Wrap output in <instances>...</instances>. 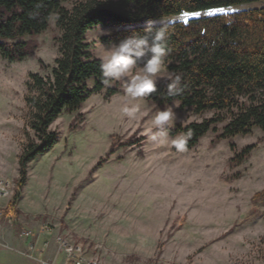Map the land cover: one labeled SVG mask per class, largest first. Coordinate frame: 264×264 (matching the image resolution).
Segmentation results:
<instances>
[{"label": "rangeland", "instance_id": "1", "mask_svg": "<svg viewBox=\"0 0 264 264\" xmlns=\"http://www.w3.org/2000/svg\"><path fill=\"white\" fill-rule=\"evenodd\" d=\"M262 7L264 1L158 21L186 22ZM59 33L53 16L49 29L36 37L40 47L33 56L9 62L0 53V176L14 181L12 200L21 197L24 189L18 190L17 182L26 141L29 77L43 73L42 61L53 64L59 56ZM98 33L99 27L93 29L89 40L95 55L101 57V37L105 35ZM169 73L164 63L157 81L167 80ZM140 103L141 114L133 121L121 113L124 93L106 100L103 91L78 112L64 113L51 126L59 142L29 165L23 207L46 211V223L53 229L89 245L92 255L115 264H264V201L253 202V196L264 190V131L254 127L249 134L213 144L227 119L216 125L218 132L210 131L195 148L178 150L170 142L147 140L143 130L164 109L146 98ZM170 106L175 120L169 122V128L216 115L215 110L196 113L193 108L181 109L177 101ZM79 114L84 118L76 129ZM176 136L170 135V140ZM116 137L121 138L120 143L129 138L145 140L139 148L118 146L94 169L111 151ZM254 144L257 147L248 160L230 165L235 152Z\"/></svg>", "mask_w": 264, "mask_h": 264}, {"label": "trees", "instance_id": "2", "mask_svg": "<svg viewBox=\"0 0 264 264\" xmlns=\"http://www.w3.org/2000/svg\"><path fill=\"white\" fill-rule=\"evenodd\" d=\"M261 1L264 0H0V53L7 61L21 62L33 56L40 47L36 37L49 29L53 16L60 30L56 38L59 56L53 64L42 61L43 73H31L29 77L26 141L19 159L17 189L27 184L30 163L59 142L51 126L64 113L78 112L93 95L103 91L106 100L124 93L122 82L104 85L100 57L95 55L94 43L88 37L90 31L100 26L112 29L101 37V42L108 44L142 31L148 20ZM160 25L168 33L164 63L170 73L181 75L184 90L170 97L168 80L158 81L147 101L158 109L177 101L181 109L193 108L196 113L216 111L214 117L202 122L176 124L169 128L170 135L188 134L185 147L193 149L210 131L218 132L216 125L227 119L213 144L249 134L254 127L264 131V7ZM83 118L82 114L76 117V129H80ZM120 140L114 139L111 151L94 169L102 166L118 146L139 148L145 138ZM231 147L236 150L235 144ZM256 147L249 145L235 152L230 165L248 160ZM240 176L241 173L236 175ZM19 199L16 196L8 206L16 216ZM263 201L264 190L253 196L254 203Z\"/></svg>", "mask_w": 264, "mask_h": 264}, {"label": "clouds", "instance_id": "3", "mask_svg": "<svg viewBox=\"0 0 264 264\" xmlns=\"http://www.w3.org/2000/svg\"><path fill=\"white\" fill-rule=\"evenodd\" d=\"M99 36L109 35V31L99 27ZM168 33L158 21L148 20L146 27L139 32H132L118 42H101L104 54L100 57V70L103 83L110 86L113 82H122L124 104L121 113L130 121L141 114V103L156 91L157 77L164 66L167 55ZM139 66V70L136 71ZM166 84L167 95L177 96L183 92L182 77L169 73ZM175 113L171 106L157 111L150 121V126L143 131L147 140L153 144L170 142L173 147L183 150L188 134L181 133L170 140L169 122H174Z\"/></svg>", "mask_w": 264, "mask_h": 264}, {"label": "crops", "instance_id": "4", "mask_svg": "<svg viewBox=\"0 0 264 264\" xmlns=\"http://www.w3.org/2000/svg\"><path fill=\"white\" fill-rule=\"evenodd\" d=\"M29 181L30 178L16 205L15 210L19 215L16 216L12 210L16 217L15 224L9 225L4 219H0V264H43L47 260H55L56 264H65L66 254L59 250L57 242V236L63 233L55 228L51 232L42 233L43 226L48 224L46 221L49 214L46 211H31L22 205L24 190ZM12 202L13 200L0 197V210H8ZM26 229L35 232V236L25 238L22 232ZM31 244H35L36 248L33 253L29 251ZM102 260L105 264H115L104 257Z\"/></svg>", "mask_w": 264, "mask_h": 264}, {"label": "built area", "instance_id": "5", "mask_svg": "<svg viewBox=\"0 0 264 264\" xmlns=\"http://www.w3.org/2000/svg\"><path fill=\"white\" fill-rule=\"evenodd\" d=\"M15 191V183L12 179L0 176V197L8 200H12ZM0 219H4L7 224L14 225L16 217L12 210H0ZM53 228L50 224H45L42 229V233L51 232ZM25 238L35 236V232L30 229H26L22 232ZM57 242L59 250L65 252L66 262L65 264H105L101 257L94 256L90 253L89 245L84 244L81 241H72L67 236L60 234L57 236ZM47 247V245L45 246ZM35 244H31L29 251L33 253L35 251ZM43 264H56L55 260L44 261Z\"/></svg>", "mask_w": 264, "mask_h": 264}]
</instances>
